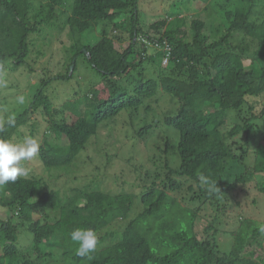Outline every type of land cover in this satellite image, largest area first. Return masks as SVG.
<instances>
[{
    "label": "trees",
    "instance_id": "1",
    "mask_svg": "<svg viewBox=\"0 0 264 264\" xmlns=\"http://www.w3.org/2000/svg\"><path fill=\"white\" fill-rule=\"evenodd\" d=\"M222 2L208 22L188 18L193 10L186 7L163 19L158 13L149 25L141 23L139 0H0V79L7 61L22 67L37 52L31 38L48 39L45 50L52 45L47 31H67L73 53L68 74L42 80L29 106L11 118L15 126L10 118L0 125V139L11 141L35 112L49 115V84L71 80L84 64L92 83L54 108L47 121L59 144L43 138L38 155L46 169L74 174L75 181L79 158L100 128L125 114L132 124L144 115V126L118 132L121 143L145 141L153 129L172 134L164 141V177L146 172L138 193L126 190V182L113 189L101 179L69 192L29 176L0 186V212L7 213L0 220V264H264L258 220L239 221L229 252L217 238L235 191L254 182L264 195V0ZM96 33L90 44L86 35ZM160 92L172 111L148 122ZM249 148L255 151L250 163ZM201 175L219 191L202 186ZM206 207L215 217L199 237V213ZM40 211L53 218L34 221ZM18 225L29 235L27 247L19 242ZM76 229L98 236L90 259L76 254L70 239Z\"/></svg>",
    "mask_w": 264,
    "mask_h": 264
},
{
    "label": "rangeland",
    "instance_id": "2",
    "mask_svg": "<svg viewBox=\"0 0 264 264\" xmlns=\"http://www.w3.org/2000/svg\"><path fill=\"white\" fill-rule=\"evenodd\" d=\"M174 2L175 0H139L141 23L150 25L158 18L163 19L165 14L167 15L171 10L175 11L178 9V11H181L186 7L193 10L185 13L188 18L199 16L201 20L208 22V20L210 21V14L217 13L219 10L218 6L223 3L222 0H178ZM150 12L157 13L152 15ZM158 13L160 15L156 18ZM97 35V33L88 34L86 35V39L90 44H94L98 39ZM46 36L49 39H53L52 45L46 48V50L45 48L43 49V46L46 45L48 39L44 42L46 38L38 35V39H35L33 42V38H31L32 43L36 45L37 52L32 51L28 59L29 62L27 61L25 66L15 68L12 61L6 62L0 79V125L9 118L19 115L29 106L42 80L68 74V68L69 66L71 67L70 59L73 55L72 52H69L71 44L68 42V32L66 31L64 34H60L57 31H53L52 33L47 31ZM60 40L65 42L64 46L61 45ZM40 42H43V44H39ZM37 45H42V48ZM42 49L43 55L38 54V51ZM92 75V70L90 68L88 69L84 64L83 68L82 65L78 68V72L71 80L66 82L53 81L49 84L46 89V93L51 102L49 115L45 116L38 112L32 114L28 125L15 132L11 142L22 143L25 137L31 136L40 145L45 135H47L53 140V143L59 144V139L56 134L48 130L49 123L47 121L49 120L51 112L54 108L59 109L67 100H73L75 93L84 90L83 87L86 83H92ZM163 94L162 92L158 94V107H155L153 104L157 112L155 111L154 115L148 118V122L159 117L162 120L165 112L172 111V104L164 98L165 96ZM143 116L140 115L133 125L130 123L128 115L125 114L118 118L117 122L113 123V125L110 123L101 127L97 138L92 141V145L79 158L80 161L77 163L78 170L75 172V181H72L74 174L70 177H63L64 174L62 173L61 177L60 171L46 169L38 154L30 160L23 161L21 166L28 170L27 176L36 177L48 185L66 192H69L73 188H85L94 179H101L104 186L113 189L121 186L122 182H126V190L138 193L140 192L139 186L144 184L142 180L146 172L156 174L159 171L161 177H164L165 171L161 170V167H163L162 163H164L166 157L164 141L166 135H172L166 130L161 132L159 128L157 130H151L148 135L150 138L145 141L134 140L131 137L122 143L117 141L115 136L119 133L125 134L127 128L130 131V127L136 130L143 127L144 125L141 126ZM109 129L112 130L108 135L107 132ZM172 140H174V136ZM177 140L178 137L175 138V142L172 141L171 143L174 142L176 144ZM175 146L169 149L168 154L173 152L172 150H174ZM236 149L239 151V146ZM254 152V148H249L247 162H252ZM168 159L171 162V166L177 164L174 163L172 154ZM150 182L151 180L147 181L146 185H150ZM134 183L138 186L135 185L129 188ZM190 207V209H196L194 206ZM46 213L48 216L44 215L43 211L36 213L33 220L45 223L44 219L53 218V215L48 212ZM223 215L225 219L219 228L220 232L217 238L220 249L224 252H229L234 244L233 235L238 230L240 220L255 219L264 224V195L260 194L255 188V183L251 182L232 194L228 205L225 206ZM199 217L196 232L199 234V237H202L205 228L210 225V222L215 217V211L213 212V209L206 207L205 210L200 211ZM0 220H7V213L0 212ZM17 224H19L18 220L14 222L15 226ZM17 228L21 246L27 247L30 238L28 233H26V229L20 228L19 225ZM0 250L2 251V248Z\"/></svg>",
    "mask_w": 264,
    "mask_h": 264
},
{
    "label": "clouds",
    "instance_id": "3",
    "mask_svg": "<svg viewBox=\"0 0 264 264\" xmlns=\"http://www.w3.org/2000/svg\"><path fill=\"white\" fill-rule=\"evenodd\" d=\"M8 124L15 126V120L9 119ZM40 145L31 136L23 139L22 143H13L9 140L0 139V186L9 182H15L18 177L27 176L28 170L21 166L23 161L30 160L37 156ZM202 186H207L210 192L219 191L214 181L200 176ZM260 234L264 235V225L258 226ZM70 239L78 247L76 254L80 257L91 258L90 254L96 249L98 236L92 229H76L71 232Z\"/></svg>",
    "mask_w": 264,
    "mask_h": 264
},
{
    "label": "water",
    "instance_id": "4",
    "mask_svg": "<svg viewBox=\"0 0 264 264\" xmlns=\"http://www.w3.org/2000/svg\"><path fill=\"white\" fill-rule=\"evenodd\" d=\"M73 69H71V71H72Z\"/></svg>",
    "mask_w": 264,
    "mask_h": 264
}]
</instances>
